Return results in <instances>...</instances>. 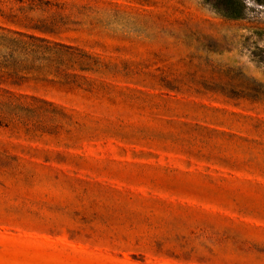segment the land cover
I'll return each mask as SVG.
<instances>
[{"label": "rangeland", "instance_id": "374dc122", "mask_svg": "<svg viewBox=\"0 0 264 264\" xmlns=\"http://www.w3.org/2000/svg\"><path fill=\"white\" fill-rule=\"evenodd\" d=\"M3 1L104 65L12 87L0 264H264V0Z\"/></svg>", "mask_w": 264, "mask_h": 264}, {"label": "trees", "instance_id": "16d2710c", "mask_svg": "<svg viewBox=\"0 0 264 264\" xmlns=\"http://www.w3.org/2000/svg\"><path fill=\"white\" fill-rule=\"evenodd\" d=\"M3 2L0 0V18L36 32L0 25V126H14L16 118L23 119L26 115L39 113L41 108L26 104L30 97L12 89L22 84L28 74L43 78L51 76L64 85L74 87H97L95 80L86 78L82 73L99 72L103 62L79 47L48 37L61 33L64 25L62 17L52 14L38 19L29 18L25 15L26 10L16 13L13 7L3 9ZM20 14H23L21 19ZM57 114L69 117L64 108ZM43 117L44 113H41L40 118Z\"/></svg>", "mask_w": 264, "mask_h": 264}]
</instances>
